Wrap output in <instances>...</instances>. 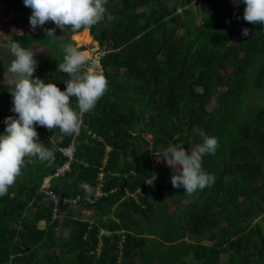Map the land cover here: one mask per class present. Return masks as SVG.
<instances>
[{
    "label": "trees",
    "instance_id": "trees-1",
    "mask_svg": "<svg viewBox=\"0 0 264 264\" xmlns=\"http://www.w3.org/2000/svg\"><path fill=\"white\" fill-rule=\"evenodd\" d=\"M0 4L26 29L10 35V54L13 41L51 49L33 78L65 90V45L54 38L73 33L76 44L95 43L104 53L99 63L108 81L78 132L34 125L54 158L26 157L0 196V264H264V25L243 19L242 2L233 19L223 0H200L197 24L186 0H107L105 18L88 29L92 40L87 30L62 31L51 21L32 30L23 0ZM67 44L75 43L67 37ZM7 89L0 86V134L5 118L17 117ZM252 91L263 100L247 109ZM71 107L78 111L74 97ZM201 130L218 140L216 153L202 157L215 180L188 195L172 187L177 173L152 171L144 151L150 144L161 157L181 144L190 152L202 143ZM71 143L69 171L53 176L66 161L57 148ZM48 176L56 200L40 190Z\"/></svg>",
    "mask_w": 264,
    "mask_h": 264
},
{
    "label": "clouds",
    "instance_id": "clouds-1",
    "mask_svg": "<svg viewBox=\"0 0 264 264\" xmlns=\"http://www.w3.org/2000/svg\"><path fill=\"white\" fill-rule=\"evenodd\" d=\"M234 2L245 5L243 19L246 22L264 25V0ZM23 3L32 10L29 17L32 30L51 21L62 31L70 28L78 32L90 29L105 18L107 0H23ZM45 32L48 36H55V29H45ZM248 33L249 29H242L243 36ZM62 51L64 56L59 70L70 77L65 82L64 91L55 83L33 78L38 63L34 59L35 54L22 47L19 41L10 44L14 57L8 67L13 84L11 111L17 117H6L4 132L0 134V196L7 195L9 187L22 174L26 157L40 161L53 158V153L39 142L34 125L48 130L59 128L67 135L76 133L82 124L83 114L94 109L107 91L108 81L98 60L93 61L89 53L71 44L65 45ZM73 97L78 111L71 107ZM199 135L202 143L195 145L190 152L181 144H170L161 156L169 167L178 170L177 174L171 175L172 187L182 188L188 195L211 186L215 180L202 169V157L216 153L218 140L203 130ZM155 179L156 174L153 173L146 183L153 185ZM87 191L90 193L91 189Z\"/></svg>",
    "mask_w": 264,
    "mask_h": 264
},
{
    "label": "rangeland",
    "instance_id": "rangeland-1",
    "mask_svg": "<svg viewBox=\"0 0 264 264\" xmlns=\"http://www.w3.org/2000/svg\"><path fill=\"white\" fill-rule=\"evenodd\" d=\"M223 1H224V7L228 9L230 17L235 19L237 16V3L234 2V0H223ZM165 2L167 3V5H171L170 2H168V1H165ZM199 2H200V0H190V3H189V7H191L193 9V11L196 13L197 24L201 23ZM116 6L117 5L115 3L111 4L110 6L108 4L107 8L111 9V7H116ZM177 10H178L177 13L181 15L182 8L178 7ZM4 11H5L4 5L0 4V86L6 85L8 88L7 92L12 97L11 91H13V84L11 82V74L8 72V67H9L11 60L14 59V57L11 56V54L9 53L8 40H9L10 35L24 33L26 31V29L24 27L19 26V25L13 24V22H12V19L14 16L13 13L10 12L7 15H4L3 14ZM50 24L55 25L53 22ZM87 31H88V34H89L91 40H92V37L89 33V30H87ZM67 37L70 38V35L68 36V33H65V36H63V37L59 36L57 38H54V40L61 41L64 43L63 45H66ZM75 38L77 39V36H75ZM70 39L75 43L74 47L78 48L80 46H84L85 50H87L89 52L91 58H93L95 56L94 53H95V51L98 50L97 48H95V43H94V46H92V45L90 46L89 44H88L89 46L86 44L78 45V44H76V42L72 38H70ZM234 41H237L236 37H234ZM30 49L35 54L34 59H36L37 62L40 58H43L44 56L48 55V53L51 51V49L46 44H41V45L36 44V45H33L32 48H30ZM197 91H200V90L197 89ZM262 100L263 99L261 98V94L255 92V91H252L249 100L245 104L246 108L247 109H255L261 104ZM214 105H215V99H212V101L209 103L208 108L211 109ZM145 137L147 140H149L151 136L147 135ZM143 148H145V146H143ZM145 149H146V151H144V152H146V154L144 155L143 158L149 162L152 171H157V170L164 171L167 169H171V171L177 173L178 170L172 169L171 167H169L162 157H158L157 155H154V153L152 152L150 144ZM166 206H167L168 212L174 211L175 206L173 205L172 202L166 201ZM39 226H43V225L39 224ZM222 226H224V225H221V227ZM61 235L66 236V232L63 231L61 233ZM226 258H227V256L222 255L221 261H223V262L226 261Z\"/></svg>",
    "mask_w": 264,
    "mask_h": 264
},
{
    "label": "built area",
    "instance_id": "built-area-1",
    "mask_svg": "<svg viewBox=\"0 0 264 264\" xmlns=\"http://www.w3.org/2000/svg\"><path fill=\"white\" fill-rule=\"evenodd\" d=\"M94 57L91 58L93 61H97L99 62L100 58L104 55V53L100 50L95 51L94 53ZM100 64V63H99ZM103 71V70H102ZM57 152H59L61 154V156L63 158H65V162L64 164H62L61 166H58L55 169V172L53 174V176L55 177H62L66 172L69 171V166L72 162V158H73V154L75 153V147L74 144L71 143L65 147H61V148H57ZM54 158V156H53ZM53 158L51 159V161L53 160ZM52 176H48L43 180L42 185L40 186V190L45 193L46 195H50L52 198H54L55 200L57 199L56 197H54L53 195H51L50 193H48V186H49V180ZM99 195V194H98Z\"/></svg>",
    "mask_w": 264,
    "mask_h": 264
},
{
    "label": "water",
    "instance_id": "water-1",
    "mask_svg": "<svg viewBox=\"0 0 264 264\" xmlns=\"http://www.w3.org/2000/svg\"><path fill=\"white\" fill-rule=\"evenodd\" d=\"M187 1V4H189L190 3V0H186Z\"/></svg>",
    "mask_w": 264,
    "mask_h": 264
},
{
    "label": "crops",
    "instance_id": "crops-1",
    "mask_svg": "<svg viewBox=\"0 0 264 264\" xmlns=\"http://www.w3.org/2000/svg\"><path fill=\"white\" fill-rule=\"evenodd\" d=\"M68 35H69V34H68ZM72 35H73V33L70 34V38H71ZM78 48H79V47H78Z\"/></svg>",
    "mask_w": 264,
    "mask_h": 264
},
{
    "label": "bare ground",
    "instance_id": "bare-ground-1",
    "mask_svg": "<svg viewBox=\"0 0 264 264\" xmlns=\"http://www.w3.org/2000/svg\"><path fill=\"white\" fill-rule=\"evenodd\" d=\"M87 53H89V52L87 51Z\"/></svg>",
    "mask_w": 264,
    "mask_h": 264
}]
</instances>
